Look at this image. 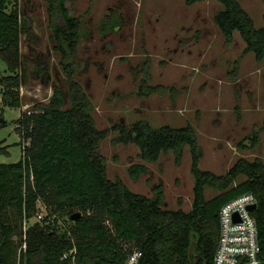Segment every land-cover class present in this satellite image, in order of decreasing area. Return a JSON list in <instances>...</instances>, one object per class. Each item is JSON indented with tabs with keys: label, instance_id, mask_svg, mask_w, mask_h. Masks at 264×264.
<instances>
[{
	"label": "trees",
	"instance_id": "16d2710c",
	"mask_svg": "<svg viewBox=\"0 0 264 264\" xmlns=\"http://www.w3.org/2000/svg\"><path fill=\"white\" fill-rule=\"evenodd\" d=\"M45 1L54 48L61 55L69 82L68 94L54 84L46 105L22 111L15 121L22 156L17 162L0 163V264H125L135 250L141 253L138 264H213L220 233L219 211L234 197L248 192L259 199L253 214L264 260L262 159L241 157L225 174H217L201 167L202 148L192 124L155 127L140 119L112 128L119 132L117 140L139 147L143 162L130 165V177L139 179L147 171L145 162H157L164 152L173 151L180 162L187 146L194 177L192 208H166L161 188L152 198L108 176L101 144L109 129L96 125L90 97L74 76L81 21L70 15L66 0ZM200 1L205 0H185L187 5ZM216 1L223 8L214 21L226 42H232L238 32L245 43L244 53L253 52L262 62L264 25H256L240 0ZM110 24L108 28L113 30L116 22ZM25 31L20 0H0V58L10 72L0 77L4 106L22 107L21 38ZM155 90L149 87L144 94ZM3 116L1 107L0 130L8 124ZM263 130L264 124L253 129L251 147L259 145ZM207 187L218 189V194L207 198ZM39 202L49 208L47 216L26 227L25 222L38 213ZM78 212L80 216L72 219ZM62 217L71 224L59 232ZM193 248L199 259L196 263Z\"/></svg>",
	"mask_w": 264,
	"mask_h": 264
},
{
	"label": "rangeland",
	"instance_id": "374dc122",
	"mask_svg": "<svg viewBox=\"0 0 264 264\" xmlns=\"http://www.w3.org/2000/svg\"><path fill=\"white\" fill-rule=\"evenodd\" d=\"M70 15L81 21V39L74 61L75 79L91 100L96 125L109 129L102 141L111 179H121L133 191L155 197L164 191V207L192 208L194 177L191 155L185 147L176 161L173 151L157 162H145L139 179L128 173L131 164L143 162L139 147L117 140L116 124L132 125L146 119L155 127L192 124L202 148L201 167L225 174L241 157L264 161L261 142L251 147L253 129L264 124V60L244 53L245 43L236 32L227 43L214 21L223 5L205 0H66ZM255 20L264 25V1L240 0ZM27 31L22 34V107L2 104L8 124L0 130V163L22 156L16 122L22 111L40 110L60 85L68 94L69 82L61 55L54 48L53 30L45 0H20ZM115 21L113 30L108 27ZM10 72L0 58V77ZM156 87L150 94L149 87ZM1 88V86H0ZM142 91V92H141ZM243 142L244 147L239 143ZM243 179L238 178L237 182ZM218 189L206 188L207 198ZM38 213L25 226L42 222L49 208L39 202ZM42 215V218L39 217ZM71 222L62 217L59 232ZM192 258L199 261L195 248ZM69 264H75L74 261Z\"/></svg>",
	"mask_w": 264,
	"mask_h": 264
},
{
	"label": "built area",
	"instance_id": "2783aa9c",
	"mask_svg": "<svg viewBox=\"0 0 264 264\" xmlns=\"http://www.w3.org/2000/svg\"><path fill=\"white\" fill-rule=\"evenodd\" d=\"M258 197L244 193L225 203L219 211L220 233L213 264H264L260 257L259 228L253 211ZM255 205L254 209H250ZM42 218V215L39 214ZM73 250L71 253H74ZM68 253L64 255V258ZM141 253L135 250L125 264H138Z\"/></svg>",
	"mask_w": 264,
	"mask_h": 264
},
{
	"label": "water",
	"instance_id": "95a60500",
	"mask_svg": "<svg viewBox=\"0 0 264 264\" xmlns=\"http://www.w3.org/2000/svg\"><path fill=\"white\" fill-rule=\"evenodd\" d=\"M2 120H5L4 117H2ZM255 208V205L251 206L250 209H254ZM80 216V213H75L71 216L72 219H77L78 217Z\"/></svg>",
	"mask_w": 264,
	"mask_h": 264
},
{
	"label": "crops",
	"instance_id": "0c3cea01",
	"mask_svg": "<svg viewBox=\"0 0 264 264\" xmlns=\"http://www.w3.org/2000/svg\"><path fill=\"white\" fill-rule=\"evenodd\" d=\"M248 54H250V52H248ZM254 57H255V55H254ZM4 108H5V107H4ZM16 120H17V119H16ZM16 120H15V121H16ZM20 139H21V138H20Z\"/></svg>",
	"mask_w": 264,
	"mask_h": 264
}]
</instances>
